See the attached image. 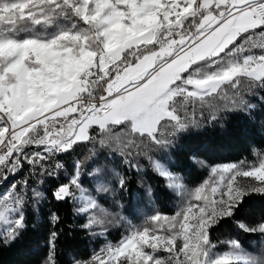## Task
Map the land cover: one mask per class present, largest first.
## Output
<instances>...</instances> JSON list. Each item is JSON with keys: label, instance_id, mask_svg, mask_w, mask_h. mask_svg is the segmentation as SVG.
I'll list each match as a JSON object with an SVG mask.
<instances>
[{"label": "snow or ice", "instance_id": "1", "mask_svg": "<svg viewBox=\"0 0 264 264\" xmlns=\"http://www.w3.org/2000/svg\"><path fill=\"white\" fill-rule=\"evenodd\" d=\"M242 84L264 94V0H0V182L26 167L32 176L58 178L63 165L50 167L53 159L80 143L112 148L121 143L114 139L116 127L132 136L121 155L136 167L132 148L143 145L147 155L151 147L172 144L158 137L162 126L170 125L173 137L200 126L188 119L189 106L193 112L215 111L210 101L231 89L232 105L250 109L235 99ZM152 162L169 187L182 188L179 177ZM83 163L77 160L70 179L51 192L57 202L79 205L78 214L97 207L83 187ZM88 175L97 181V192L116 190L106 186V168L97 166ZM112 175L113 184L125 190V177ZM253 195L264 197V157L251 167L213 168L175 216L153 215L91 261L73 264H264L238 239L221 242L227 250L218 252L210 236L224 221L264 235V214L254 226L240 218ZM44 198L29 179L12 180L0 194V245L22 236L26 207ZM50 221L58 224L59 215L52 212ZM98 223L92 216L83 227ZM58 235L51 232L43 264H56Z\"/></svg>", "mask_w": 264, "mask_h": 264}, {"label": "trees", "instance_id": "2", "mask_svg": "<svg viewBox=\"0 0 264 264\" xmlns=\"http://www.w3.org/2000/svg\"><path fill=\"white\" fill-rule=\"evenodd\" d=\"M226 95L210 101L215 111L208 107H197L193 119L199 122V127H192L188 132L178 133L175 137L169 135L170 125L160 128L159 138H168L172 144L167 148L151 147L148 154H143L141 148H132L130 157L136 167H129L124 163L121 155H125L124 147L132 136L127 129L116 127L114 139L121 143L113 144L112 148L100 149L98 144L80 143L74 150L65 154V160L58 178L41 177L39 181L30 180V187H36L44 192L45 198L36 203L30 201L25 209L27 227L22 236L10 246L0 245V264H43L49 252V237L54 230L59 233L55 245L56 264H73L74 261H84L92 258L107 245L121 241L131 230L139 228L150 217L160 214L162 217L174 215L180 207L179 196L169 188L165 178L161 177L153 167L152 161H158L173 174L179 175L187 187L197 186L208 179L210 167L217 165H243L251 167L258 164L264 157V94L256 90L255 94L246 96L245 104L250 109L241 110L231 103L233 92L225 90ZM237 101V97H235ZM181 113L184 111L181 110ZM213 115L216 120H213ZM98 129L92 134L95 136ZM136 144L140 140L136 138ZM95 151L96 155H93ZM103 153L102 155L100 153ZM140 153V154H137ZM151 157V160L149 159ZM99 160V165L93 163ZM77 160L83 161V187L95 199L97 206L104 211L102 232H95V226L84 228L83 225L95 216L94 213H76L71 201L57 202L51 192L55 186L67 182L74 172ZM91 165V167H89ZM97 166L108 170L107 187L114 186L115 191L97 192L96 180L88 173ZM30 169L25 168L22 173L13 177L15 181L28 178ZM113 172L120 173L127 181L126 189L121 190L118 183L113 184L116 177ZM8 183L0 182V194L7 189ZM44 183L41 184L40 180ZM52 212L60 217V222L53 225L50 221ZM102 212V211H101ZM264 214V197L253 195L241 212L240 218L254 226ZM212 243L217 250L227 247L221 243L230 239H238L242 249L249 255L264 260V235L247 234L239 230L235 221H224L214 227L210 233ZM161 251L159 256H166Z\"/></svg>", "mask_w": 264, "mask_h": 264}, {"label": "rangeland", "instance_id": "3", "mask_svg": "<svg viewBox=\"0 0 264 264\" xmlns=\"http://www.w3.org/2000/svg\"><path fill=\"white\" fill-rule=\"evenodd\" d=\"M220 166H224V165H217V166L210 167V174H211V171H212L213 168H217V167H220ZM153 167H154V169H156L155 166H154V164H153ZM157 172H158V171H157ZM173 175L179 177V183L182 185V188H181V189H175V188L169 187V188L172 189V190H173V191L179 196V198H180V207H179V209H178V212H180V211L186 206V204L191 200L192 195H193L195 189H196L197 187L201 186L205 181H204L203 183L197 185V186H194V187H187V186L184 185V182L182 181V179H181V177H180L179 175H175V174H173ZM210 178H211V175L208 177L207 180H209ZM240 179H241L242 182H247V180H250V178H240ZM166 181H167V184H168V186H169V181H168V180H166ZM101 211H102V212H101ZM90 212L94 213V215L98 218V220L101 221V223L96 224L94 231H95V232H98V233L102 232L103 218H102L101 215H104V216H105L104 218H106V217H107L106 214H105L104 211L101 210L98 206H97L95 209L90 210ZM178 212H177V213H178ZM177 213H175L174 215H171V216H167V217H173V216H175ZM144 226H146V223L141 222V225L139 226V228H135V229H140V228H142V227H144ZM2 227H3V225H0V228H2ZM165 227H166V226H165ZM135 229H133V230H135ZM131 231H132V230H131ZM131 231H130V232H131ZM116 244H117V243H115V244H109V245H116ZM109 245H107V246H109ZM107 246H106L103 250H105V249L107 248ZM226 250H227V247H224L222 250H217V251H218V252H223V251H226ZM99 253H102V251H100ZM99 253H97V254H99ZM167 255H168V254H166V256H163V257L166 258ZM91 260H92V258H89V259L84 260V261H91Z\"/></svg>", "mask_w": 264, "mask_h": 264}, {"label": "built area", "instance_id": "4", "mask_svg": "<svg viewBox=\"0 0 264 264\" xmlns=\"http://www.w3.org/2000/svg\"><path fill=\"white\" fill-rule=\"evenodd\" d=\"M253 51H259V49H254ZM255 92H256V89H254L253 91H251V92H249L248 90H247V86H246V84H242L241 85V88H240V95L239 96H237V98L238 99H242L243 101L244 100H246V96L247 95H249V94H255ZM179 107V106H178ZM182 111H184L183 109H181ZM180 110V111H181ZM193 109H192V107L191 106H189L188 107V109H187V116H188V119H193ZM185 113H181V115L183 116ZM160 133V132H159ZM158 133V134H159ZM57 162H59V163H61L62 165H63V163L65 162V160H56V159H53L52 161H51V164H50V167H52V168H54V166H55V164L57 163ZM62 169V168H61ZM39 178H40V176L39 175H36V176H32L31 175V171H30V175H29V177L28 178H24V179H29V180H37V182L39 181ZM23 179V180H24ZM22 180V181H23Z\"/></svg>", "mask_w": 264, "mask_h": 264}, {"label": "bare ground", "instance_id": "5", "mask_svg": "<svg viewBox=\"0 0 264 264\" xmlns=\"http://www.w3.org/2000/svg\"><path fill=\"white\" fill-rule=\"evenodd\" d=\"M249 95H250V94H249ZM64 155H65V154H61L59 157H57V158H55V159H56V160H61V159L63 158ZM64 163H65V162H64ZM64 163H63V164H64ZM28 177H29V176H28ZM11 179H13V177H12ZM23 179H24V178H21V177H20L19 179H17L16 182L19 183V182H21ZM8 189H9V187H8L7 189H5L2 193H5ZM2 193H1V194H2Z\"/></svg>", "mask_w": 264, "mask_h": 264}]
</instances>
